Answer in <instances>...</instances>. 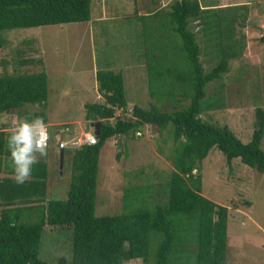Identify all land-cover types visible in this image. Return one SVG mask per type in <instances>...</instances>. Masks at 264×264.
Returning <instances> with one entry per match:
<instances>
[{
    "label": "trees",
    "instance_id": "1",
    "mask_svg": "<svg viewBox=\"0 0 264 264\" xmlns=\"http://www.w3.org/2000/svg\"><path fill=\"white\" fill-rule=\"evenodd\" d=\"M133 1L134 10L125 18L126 25L134 27L132 31L137 36H143L147 58L152 51L165 60L182 57L188 72L177 73L172 80L185 86H178L171 98H190V104L172 111L154 103L150 109L135 104L130 111L122 73L98 70L95 79L104 102L86 104L85 120L88 130L100 124L99 141L94 146L64 151V168L67 164L71 170V184L67 198L56 199L50 197V181L59 174L60 153L52 166L48 155L40 157L30 180L18 185L7 148L6 129L13 120L42 117L49 124L42 110L48 97L47 75L43 71L0 75V173L6 174L0 179V264H48L40 256L46 226L64 234L68 231L66 236L71 240L70 260L60 258L55 264H121L122 260H141L142 264H226L230 212L227 206L203 194L202 163L210 150L217 147L229 161L238 157L264 172V109L258 107L256 129L252 139L244 142L228 126L203 118L202 113L209 110L203 100L208 93L206 85L221 79L230 71V61L243 56L246 41L241 29L251 27V10L248 4L219 5L213 0H169L166 4L146 0L142 5ZM90 21L91 0H0V47L6 44L3 37L6 31ZM123 24L124 20L120 27L113 28L114 32H120ZM158 29L168 35L174 32L181 44L176 39L166 40V36L164 40L156 39L158 42L153 36L150 42L149 34ZM260 39L264 42V35ZM202 53L216 59L210 70L204 67ZM147 61L151 66V60ZM20 62L27 64L34 60L21 58ZM172 62L170 59L169 65ZM167 69L176 73L175 67ZM162 71L158 70L159 76ZM150 84L151 80L150 97L162 99ZM65 128H51L57 135L50 133L48 153L52 144L58 148L63 138H70L69 133L61 136ZM166 130L173 139L168 157L173 170L166 189L154 195L152 187L135 185L132 198L124 201V212L97 217L103 147L116 141V158L120 160L128 141L140 138L152 141ZM247 203L251 205L250 201Z\"/></svg>",
    "mask_w": 264,
    "mask_h": 264
},
{
    "label": "rangeland",
    "instance_id": "2",
    "mask_svg": "<svg viewBox=\"0 0 264 264\" xmlns=\"http://www.w3.org/2000/svg\"><path fill=\"white\" fill-rule=\"evenodd\" d=\"M145 1L137 0V3L142 5ZM168 1L161 0L162 4ZM213 3L248 4L253 23L251 27L241 29L246 41L243 56L230 61V71L221 79L206 85L208 93L203 104L209 110L203 112L202 116L215 124L228 126L242 141L249 142L257 125V109H264V42L260 39L264 35V0H213ZM134 6L133 0H91L89 23L3 32L6 44L0 47V75L4 72H45L48 97L42 110L51 126L61 127V130L73 125L79 127V132L88 128L85 105L104 102L99 97L94 78L98 70L122 73L130 111L135 104L150 109L154 103L169 111L186 107L190 104V98H171L178 86H185L173 81L172 77L188 72L186 62L180 55L177 57L179 59L168 57L167 61L164 57L156 56L155 51L151 55L148 53V58L144 56L143 36H137L132 31L135 28L126 25L125 18L132 14ZM159 19L157 17L156 20ZM123 20L125 24L120 32L115 33L113 28L120 27ZM153 36L154 40H164L166 36V40L176 39L181 44L180 37L172 31L168 35V32L158 29L149 34L150 42ZM21 53L22 59H32L34 62L20 64ZM200 58L206 70L216 64V59L209 58L205 53L200 54ZM147 59L151 60V71ZM170 59L173 65H169ZM175 60H178L176 65ZM174 67L176 73L171 74L167 68L174 70ZM160 69L163 71L159 76ZM148 80H151L150 87L154 86L156 95L162 99L150 97ZM187 87L188 84L184 88ZM63 123L67 125L62 126ZM90 130L93 131L92 128ZM172 140L168 130L152 141L147 138L130 140L120 160L116 158V141H109L103 147L97 187V217L124 212V201L132 198L135 185L152 187L154 195L166 189L173 170L168 159L172 152ZM58 173L50 181V197L64 200L71 184V170L66 164L63 173L59 165ZM5 176L0 173V179ZM202 177L203 194L229 208L226 264H264V172L243 163L238 157L229 161L219 148L213 147L203 160ZM151 201L152 198L149 200L152 207ZM67 234L68 231L64 234L46 226L40 256L48 264H55L60 258L70 260L71 240ZM131 264L142 262L135 260Z\"/></svg>",
    "mask_w": 264,
    "mask_h": 264
},
{
    "label": "clouds",
    "instance_id": "3",
    "mask_svg": "<svg viewBox=\"0 0 264 264\" xmlns=\"http://www.w3.org/2000/svg\"><path fill=\"white\" fill-rule=\"evenodd\" d=\"M67 127L71 130L74 129L70 126ZM6 131L8 134L7 148L10 153V167L13 171L14 181L18 185H23L30 180L33 167L40 163V157L47 158L50 131L42 117H35L31 120L27 118L15 119L12 126L8 127ZM62 134L64 133L62 132ZM72 136L71 134L70 137ZM57 139H59V136H57ZM58 153L61 154V152ZM121 264H131V261L122 260Z\"/></svg>",
    "mask_w": 264,
    "mask_h": 264
},
{
    "label": "built area",
    "instance_id": "4",
    "mask_svg": "<svg viewBox=\"0 0 264 264\" xmlns=\"http://www.w3.org/2000/svg\"><path fill=\"white\" fill-rule=\"evenodd\" d=\"M64 134L69 133L73 136L69 139H62L59 143V150L58 152H61L65 149H80L84 146H94L98 143L99 139L95 134V131H91L88 129L83 130L82 132L78 131L77 128H74L71 130L70 128H66L62 131ZM49 134V131H48ZM65 141H67L65 143ZM50 143V134L48 139V146Z\"/></svg>",
    "mask_w": 264,
    "mask_h": 264
},
{
    "label": "crops",
    "instance_id": "5",
    "mask_svg": "<svg viewBox=\"0 0 264 264\" xmlns=\"http://www.w3.org/2000/svg\"><path fill=\"white\" fill-rule=\"evenodd\" d=\"M94 78H95V76H94ZM97 84V83H96ZM99 94V93H98ZM99 97H101V96H99ZM130 104V103H129ZM64 125H67L66 123H63V125L62 126H64ZM47 126H48V130L50 131V130H52L51 128H55V127H58V126H51V124L49 123V124H47ZM71 127H73V128H79V127H77V126H71ZM50 133H52L53 134V136L54 135H57L54 131L52 132V131H50ZM61 136L63 137V136H65L64 134H62L61 133ZM58 154V148H57V146H56V144H52L51 145V147L49 148V153H48V159H49V166H52V164L56 161L55 160V158H56V155Z\"/></svg>",
    "mask_w": 264,
    "mask_h": 264
},
{
    "label": "water",
    "instance_id": "6",
    "mask_svg": "<svg viewBox=\"0 0 264 264\" xmlns=\"http://www.w3.org/2000/svg\"><path fill=\"white\" fill-rule=\"evenodd\" d=\"M95 128V134L99 137L100 136V124L94 126ZM64 168V151H61L60 154V169L63 170Z\"/></svg>",
    "mask_w": 264,
    "mask_h": 264
}]
</instances>
